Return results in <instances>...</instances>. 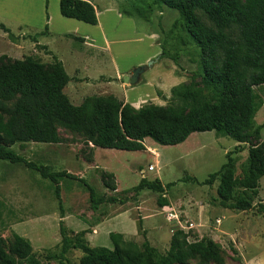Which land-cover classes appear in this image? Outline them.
<instances>
[{
  "label": "rangeland",
  "instance_id": "374dc122",
  "mask_svg": "<svg viewBox=\"0 0 264 264\" xmlns=\"http://www.w3.org/2000/svg\"><path fill=\"white\" fill-rule=\"evenodd\" d=\"M90 2L102 8L98 12L100 28L62 17L59 0H0V25L8 30L5 33L0 29V56L5 55L11 60L31 57L45 65L60 61L70 78L64 93L76 106L90 96L110 95L136 109L149 103L168 105L171 89L191 81L198 71L195 46H183L179 29L172 30L178 13L164 7L154 8L149 20L145 21L137 15L127 17L122 14L124 10L133 13L125 6V0ZM150 33L158 35L159 46L154 37L148 36ZM90 35L97 47L91 45L90 37L83 41L77 39ZM162 48L164 58L159 57ZM157 50L159 54L155 53ZM177 55L175 64L170 58ZM143 65L148 68L142 73L140 83L126 84L124 76H131ZM254 90L263 101L255 116V124L263 126L260 139L255 143L259 144L264 142V85L254 87ZM58 133L59 144L30 142L13 145L11 149L27 162L82 178L103 202L93 211L87 189L68 178L60 181V200H57L53 185L38 172L23 164L0 161V242L6 250L12 234L16 233L31 242L33 254L42 264H60L56 249L60 242V206L67 217V224L64 223L71 231L79 230L81 226H87L91 231L100 217L111 218L116 214H119L117 225L136 229L134 207L141 194V212L145 215L157 211L160 196L177 201L178 205L172 207L175 211L180 208L179 199L182 198L192 203L194 209L204 210L207 224L200 232L197 228L190 230L188 239L213 240L221 250L224 264H264V214L257 210L259 204H264V176L260 179L253 207L246 211L228 209L217 199L218 181L211 187L200 184L220 169L228 152L234 158L236 175H240L249 144L217 137L214 132L195 133L187 144L192 148L184 153L185 147L161 146L146 139L145 150L140 152L97 148L98 162L93 164L88 160L93 157L90 145H85L82 137L63 128H58ZM149 165L155 170L148 171ZM141 168L145 170L144 178L158 179L163 186L172 184L166 190L168 197L149 190H133L143 177L139 173ZM102 171L114 175L119 188L116 192L104 188L100 178ZM187 177L195 178L197 182L187 180ZM168 214L161 211L157 216L162 224L173 230ZM180 215L182 223L191 221L184 214ZM216 219H220V224L215 223ZM169 230L166 239L160 236L162 241L157 242L156 249L161 254L167 251ZM144 240L145 235L140 231L137 243L141 245ZM90 243L92 247L111 248L108 235L98 243ZM81 256V252L72 250L64 264H79ZM188 264L200 263L191 260Z\"/></svg>",
  "mask_w": 264,
  "mask_h": 264
},
{
  "label": "trees",
  "instance_id": "16d2710c",
  "mask_svg": "<svg viewBox=\"0 0 264 264\" xmlns=\"http://www.w3.org/2000/svg\"><path fill=\"white\" fill-rule=\"evenodd\" d=\"M125 6L133 13L124 10V16L137 15L145 21L154 8L178 13L172 30L179 29L183 46L196 48L198 71L192 80L173 87L166 106L149 103L136 109L111 95L90 96L76 106L64 93L70 78L60 61L45 65L31 57L11 60L1 55L0 161L23 164L38 172L53 185L57 200L60 181L76 180L87 189L91 208L96 211L103 199L96 197L94 188L85 180L27 162L11 147L30 142L59 144L58 128L79 135L92 148L127 152L144 151L146 139L161 146H176L194 133L214 132L217 137L249 144L248 155L237 176L232 153H226V162L200 184L211 187L218 181L217 199L226 208L249 210L264 176V142L255 144L263 128L255 124V116L263 101L254 90L264 85V0H125ZM59 13L87 25L98 23L90 0H59ZM0 29L8 32L3 25ZM164 56L162 48L159 57ZM170 59L176 64L178 55ZM100 178L104 188L117 190L112 173L102 171ZM187 180L197 182L195 178ZM171 185L142 178L133 190L163 195ZM157 204L164 207L168 202L160 196ZM257 210L264 214V204H259ZM137 227L140 231V222ZM58 229L60 264L72 250L81 252L79 264H188L191 260L224 264L217 243L211 239L190 241L181 229L173 231L164 254L147 240L139 245L115 232L109 233L112 248L92 247L85 237L91 231L69 230L61 206ZM0 264L42 263L34 256L31 242L13 233L7 250L0 242Z\"/></svg>",
  "mask_w": 264,
  "mask_h": 264
},
{
  "label": "crops",
  "instance_id": "0c3cea01",
  "mask_svg": "<svg viewBox=\"0 0 264 264\" xmlns=\"http://www.w3.org/2000/svg\"><path fill=\"white\" fill-rule=\"evenodd\" d=\"M92 4L95 8L96 15H97V18L99 20L96 26L98 28H100L101 24H100L98 12L100 13L102 8L99 6V4L98 5H94V3H92ZM119 16H121L120 12H119ZM148 36L154 37V39L153 38L152 39L155 40L157 43V46H159V43L157 40L158 35L156 33H150V34H148ZM88 37L91 38V35L90 36H84V38L83 37H81V38L84 40H87ZM90 42H91L92 46H96L94 44V40L92 38H91ZM84 43L86 44V42H84ZM87 44H88V42H87ZM155 53L159 54L160 51L157 50ZM194 134L190 135L183 143L179 144L180 147L181 146L185 147L184 150H186V151L184 153L187 152V149L192 148V146H189L187 144L189 143L190 139L192 138V136ZM90 148H91L90 152L93 153V157H91V158H92L93 164H95L96 162H98L97 161L98 158H97V154H96L97 148H92V145H90ZM147 149H148V147H147ZM147 152H149V151H147ZM153 152L155 154H157L155 152L154 148H153ZM149 166H152V165H149ZM140 171H144V175H145V170L143 168H141ZM140 171H139V173H140ZM142 178H144V176ZM116 187H117V189H119L117 181H116ZM164 194H165V196L168 197V193L166 191ZM139 198H140V201H139ZM139 198H138L137 206L134 207L136 209L135 210V212H136V217H135L136 229H135V227L127 229L126 227H122V226L117 225L118 219H116V218L119 214H116L115 216H113L111 218H107V217L102 216L99 218L98 222L94 225V227L91 228L92 229L91 232L86 234V236H85L86 240L90 244V246H91V243H90L91 241L94 243H98V241H100V239L103 238L104 235H108V237H109L110 232L122 234L124 239H126V240L134 239L137 242L139 239V232L141 231L145 235V238L149 242V244L155 248H158V245H157L158 240H159V242L162 241L160 236H163L164 239H166V233L168 234L167 231L170 229L167 227V225L162 224V222L159 220L157 214L160 213L161 211H165L167 213H173L174 215H176L178 217L177 222L175 220H168L169 223L172 222V225L174 226L173 230L170 229L171 235H172L173 231H175L176 229H180L181 227L183 228L186 226H190L189 230H187V232H186L187 234L190 230H192L194 228H197V231L200 232L201 228L207 224L208 220L205 217L206 212L204 210L202 211L199 209H194L192 207V203H190L189 201L185 202L187 199H184V198L179 199V203L181 204V206L179 209H177L178 212L174 210L175 206L178 205L177 201H174V200L168 198L167 199V202H168L167 206H164V207L158 206L157 211L155 213L145 215L143 212H141L143 210L142 209L143 201H142L141 194H139ZM172 207H174V208H172ZM180 214H184L191 221L186 220V221H183V223H182L180 221V218H181ZM64 222L65 223L67 222V217H64ZM138 222L141 223V230L140 231L138 230V227H137ZM220 222H221L220 219H216V221H215V223H217V224H220ZM87 228H88L87 226H81V228L79 230H76L73 232L76 233V232H79L81 230H85ZM171 235H169V240L171 238ZM168 246H169V244H168ZM168 246L166 247L167 250H168ZM111 248H112V245H111Z\"/></svg>",
  "mask_w": 264,
  "mask_h": 264
},
{
  "label": "water",
  "instance_id": "95a60500",
  "mask_svg": "<svg viewBox=\"0 0 264 264\" xmlns=\"http://www.w3.org/2000/svg\"><path fill=\"white\" fill-rule=\"evenodd\" d=\"M152 65V62L149 64V66ZM148 68V66H140L136 68L131 76H124L123 80L126 84L130 86L138 85L141 81V75L144 73V71Z\"/></svg>",
  "mask_w": 264,
  "mask_h": 264
},
{
  "label": "built area",
  "instance_id": "2783aa9c",
  "mask_svg": "<svg viewBox=\"0 0 264 264\" xmlns=\"http://www.w3.org/2000/svg\"><path fill=\"white\" fill-rule=\"evenodd\" d=\"M148 171H154L155 168L154 166H148L147 168ZM140 174L142 176H144V171H140ZM168 220H175L176 222L178 221V217L176 215H174L173 213H169L168 214V217H167ZM190 226H186V227H181L180 229L183 230L184 232H186V230H189Z\"/></svg>",
  "mask_w": 264,
  "mask_h": 264
}]
</instances>
